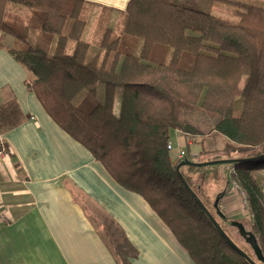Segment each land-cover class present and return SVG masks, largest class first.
Instances as JSON below:
<instances>
[{
	"label": "trees",
	"instance_id": "obj_1",
	"mask_svg": "<svg viewBox=\"0 0 264 264\" xmlns=\"http://www.w3.org/2000/svg\"><path fill=\"white\" fill-rule=\"evenodd\" d=\"M8 3L27 7L28 16L9 11ZM79 3L0 0V41L3 35L11 38L0 46L31 76L27 87L45 112L119 185L147 202L195 264H250L218 234L182 181L187 183L183 171L205 166L177 169L181 160L169 155L170 132L188 134L182 111L215 118L212 129L225 145L209 150L211 157L203 158L207 151L200 149L184 159L241 160L228 163L233 171L227 182L245 193L251 214L247 231L264 257V179L256 171L260 164L249 160L264 155V8L242 4L233 21L213 13L215 0H129L122 32L107 31L100 38L97 63L87 62L89 43L75 30L83 21ZM159 44L172 48L169 63L148 64ZM237 98L242 99L238 112ZM16 122L8 111L0 112V134ZM198 155L202 159L196 160ZM216 165H209L213 174L220 170ZM213 208L217 211L214 203ZM217 208L227 224L229 218ZM121 240L111 250L119 264H130L135 252Z\"/></svg>",
	"mask_w": 264,
	"mask_h": 264
},
{
	"label": "crops",
	"instance_id": "obj_2",
	"mask_svg": "<svg viewBox=\"0 0 264 264\" xmlns=\"http://www.w3.org/2000/svg\"><path fill=\"white\" fill-rule=\"evenodd\" d=\"M128 1L80 0L83 21L76 23L78 36L82 39L86 25L92 23L84 40L98 45L105 30H120ZM215 2L213 13H221L220 0ZM89 8L93 11L86 14ZM117 16L120 19L114 21ZM4 36L0 42L7 45ZM101 58L98 50L91 61ZM30 80L0 46V112L8 111L17 121L0 134V201L8 216L0 223V264H119L110 245L116 249L121 237L135 252L128 257L130 264H195L147 202L119 185L89 150L48 116L27 87ZM208 135L212 141L221 139V146L213 147V141L209 148L203 140L187 147V134L173 130L172 161L180 149L188 151L195 145L197 150L221 149L227 142L221 135ZM259 166L256 171L264 179V163ZM232 170L229 166L227 176L214 182L223 179L218 206L229 196L225 201L233 208L229 214L238 219L234 208L238 202L231 200L232 193L227 195Z\"/></svg>",
	"mask_w": 264,
	"mask_h": 264
},
{
	"label": "rangeland",
	"instance_id": "obj_3",
	"mask_svg": "<svg viewBox=\"0 0 264 264\" xmlns=\"http://www.w3.org/2000/svg\"><path fill=\"white\" fill-rule=\"evenodd\" d=\"M220 2H223V4ZM220 2H217V5L220 6L221 9L219 8L220 9L219 12H221V13H217V14H220V16L225 18V19H230L233 21L237 20V17H240V15H241L240 13L243 11L244 5H246V4H253V5H257V6L264 8V0H227V1L220 0ZM242 4H244V5H242ZM6 8L9 11H11L13 13H17L24 18L27 17L29 14L28 8L23 6V5L8 3L6 5ZM91 11H93V10L89 8L86 11V14H88ZM119 17L120 16L114 17V21H118L120 19ZM112 23H113L112 26L116 25V22H112ZM91 26H92V23L89 26L86 25L85 31L83 32L84 37H85L87 31L89 32V28ZM107 31L109 33H112V34H118V33L122 32L118 29V27H116V28L113 27V29L105 30L103 32L101 38L103 37L104 33ZM84 37L82 38L83 40H84ZM9 40H10V38L5 35L3 43L8 44ZM138 43H141L140 39H138ZM90 45H89L90 46V52H89L90 58L88 57V59H86L87 62L90 61L91 56L95 55L97 53V51L100 50L97 43L94 45H92V44H90ZM96 48H98V50ZM92 52H94V53H92ZM134 52H135V54H137L139 52V49H135ZM172 52H173V50L169 46H165L162 44L161 45L160 44L154 45L152 50L150 51L149 58L146 59L145 62H147L148 64H151V65H157V64H161V63H169V61L171 59ZM96 58H97V56H96ZM96 62L99 63V61H96ZM100 89H101V86H98V92H100ZM81 95L82 94L80 93L75 99H78V97L80 98ZM241 106H242V99L237 98L236 102H235V111L238 112L240 110ZM181 118L188 125V134H187L188 140L186 143L187 147H188V145H193L195 143L202 142L203 140H205L206 145L208 147H209V145L211 146L209 148H213L214 146H216L218 148L221 146V144H222L221 139L213 138L214 139L213 141L215 142V144L213 145V141L208 138L210 136L208 134H210V133H211V135H214L216 137H218L217 135H220V134H217L216 132H214L212 129V125L215 122V120H214L215 118L206 115L205 113L201 112L200 110L182 111ZM212 145H213V147H212ZM209 148H207L206 146H204L202 148V150L208 152V153L206 152L204 156L202 155L203 158L211 157V154L209 153V150H211V149H209ZM183 150L185 151V155L187 153L190 156L195 155V153H197L196 151H199V150H197L196 145L193 148H190L188 150L189 152L186 151L184 148H183ZM212 150H220V149H212ZM174 153H175V150H171L169 152V155L171 158L174 157L173 156ZM222 155H224V154H222ZM202 156L198 155V156H196L195 159L196 160L202 159L201 158ZM263 161H264V158L251 161L250 163L261 164ZM250 163H248V164H250ZM229 165L230 164H228V163L217 164L215 167H218L219 169H221L222 172L220 170L219 171L217 170L218 172L215 174H213L214 172H210L212 166H205L204 168H200L201 170H199V171L198 170L194 171V173L183 171L182 176L186 179V181L190 185V187L199 193V196L201 198L200 199L201 204L209 211V213H211V212L213 213V214L211 213V215L217 221V223H220L219 225H220L221 229L225 232L227 237H229L231 239V241L233 243H235L242 251L247 252L248 256L251 257L255 261V256H254L252 250L250 249L249 245L245 241H243L244 238H242L237 227L234 226V224H232L233 223L232 221H238L239 223H241L243 225V228L245 229V231H247L249 229V220H247V219H249V218H247V215L249 213L248 204H247V201H246V203L244 201L240 187H238L234 183L229 184L227 182L228 191H229V189L231 190L230 193L228 192L227 195L232 193V197L230 196L231 200L234 199V201L238 202V203H236L237 205H235L234 208H235V211L239 212L238 216L240 218L236 219L235 218L236 216L229 214V212L233 209L232 206L231 207L229 206L231 204V202L225 203L226 200L229 201V198H228L229 196L225 198V200L222 203V206L219 207L224 213L228 212V214L230 215L228 217L229 221L227 222V224L222 221L221 217L219 215H217V211H215V209L213 208V203L217 197L218 189L220 188V185L223 182V179H220L218 183H216L214 181L216 179H219L221 175H223V178H225L227 176V170H228ZM212 175H214V177H212ZM219 205H220V203H219ZM247 211H248V213H247ZM232 219H235V220H232Z\"/></svg>",
	"mask_w": 264,
	"mask_h": 264
},
{
	"label": "water",
	"instance_id": "obj_4",
	"mask_svg": "<svg viewBox=\"0 0 264 264\" xmlns=\"http://www.w3.org/2000/svg\"><path fill=\"white\" fill-rule=\"evenodd\" d=\"M264 155L258 156V157H249L248 159L251 160H256V159H260L263 158ZM246 159V158H245ZM243 159V160H245ZM239 160L238 158L236 159H216V160H210V161H203V162H193L190 161L188 159H183L179 162L177 169L179 168V166H183V165H194V166H209V165H214V164H223V163H236ZM184 185L187 187V189L189 190V192L191 193V195L193 196V198L197 201V203L201 206L202 210L204 211V213L208 216V218L210 219V221L212 222L214 228L216 229V231L220 234V236L230 245L232 246L233 249H235L243 258H245L250 264H257L253 259H251L245 252H243L242 250H240L225 234V232L221 229V227L218 225V223L215 221V219L213 218V216L208 212V210L201 204V201L198 199V197L192 192V190L190 189V187L187 185V183L182 179ZM220 199V197H216L215 201H214V207L217 210V213L219 215H222L219 212V209L217 208L218 205V200ZM239 233L241 234V236L245 237V241L246 243H248L250 249L252 250L255 258L258 261L264 262V257L262 255V252L257 244V240L256 238L248 231H245V229L243 228V225L239 222H234L233 223Z\"/></svg>",
	"mask_w": 264,
	"mask_h": 264
},
{
	"label": "built area",
	"instance_id": "obj_5",
	"mask_svg": "<svg viewBox=\"0 0 264 264\" xmlns=\"http://www.w3.org/2000/svg\"><path fill=\"white\" fill-rule=\"evenodd\" d=\"M184 157H185V151L183 149L178 150L177 159L178 160H182V159H184ZM234 184H236V183H234ZM241 193H242L244 201L246 203V200H245V197H244L245 193L243 192V190H241ZM247 213H248V211H247ZM247 218H249L248 220L250 221V219H251V214L250 213H248ZM7 220H8V216L6 214V209L4 208V206L2 205V203L0 201V223H4Z\"/></svg>",
	"mask_w": 264,
	"mask_h": 264
}]
</instances>
